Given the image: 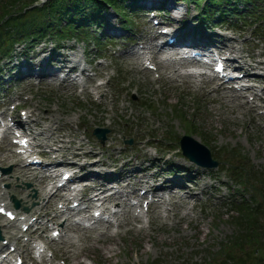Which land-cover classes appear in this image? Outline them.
<instances>
[{
    "label": "rangeland",
    "instance_id": "obj_1",
    "mask_svg": "<svg viewBox=\"0 0 264 264\" xmlns=\"http://www.w3.org/2000/svg\"><path fill=\"white\" fill-rule=\"evenodd\" d=\"M174 1L171 2L172 6L175 5ZM177 5L180 6L179 11L175 12L177 15H181L186 9L189 14L197 13L191 3L186 4L183 1ZM167 13V16H163L164 20L171 19L170 12ZM104 14L111 17L110 22L117 23V16L112 10L109 9ZM126 15L136 23L134 27L131 26L135 31L133 35L139 36L134 42H130L127 38L132 34L125 31L126 35L119 38L118 45L113 44L102 49V54L106 58L92 64V68L102 69V78L93 79L92 84L88 83L93 86L105 82L102 91L92 89L93 94L88 97L82 92L81 85L77 87L60 85L56 79L51 81L50 77L45 78L44 81L35 77H26L27 80L19 84V89L15 90L12 86L8 92H4L7 88L1 90L6 96L2 98L0 95V104H7L6 107H0V111L12 110L20 103L22 107L16 112L19 116L30 110H35L43 117H51L54 114L53 118H57V122L53 121L54 128L62 127V134L67 135L66 139L82 140L88 150L101 151L100 157L105 162L113 163V158L122 157L124 159L120 163L125 160L140 163L146 155L142 163L147 166L149 162L155 161L157 169L165 171L164 176L171 177L172 175L166 173L167 171L179 173L182 169L179 167H184L186 173L182 178L183 182L193 184L190 181L194 182L196 180L194 176L200 175L197 179L199 188L204 183L210 188L206 193H198L199 201L194 210L191 209V205H185L183 199H180L186 194L178 193V197L174 199L178 201L177 211L170 210L171 205L155 209L150 212L154 221L151 224L145 223V229L139 230L142 223L134 224L130 230L127 229L128 227H122L120 234L116 235L110 244V239L109 241L103 239L95 244H91V241L87 243L84 231H71L70 237H66L67 240L75 242L77 246L86 245L92 254L91 257H82L81 263L76 260L72 262L65 260L61 242L53 243L52 250L47 251V254L49 257L52 256L53 249H56L58 257L54 259L53 264H145L153 263L154 259L158 260L157 264H214L217 258H221L222 247L230 241L238 223L247 216L250 217V221L256 218L253 215L245 216L240 211L234 210V206L230 207L227 204L232 196L228 187L236 189L235 181L226 170L228 161L243 173L244 178L250 180L256 195H263L262 210L264 209V108H259L256 114L247 108L242 109L238 105L241 101L227 92L221 90L207 93L208 89L217 85L216 83H209L210 86L205 87V83L195 82L196 77L174 74L171 67H161L155 72L143 69L141 62H136L130 51L142 47V41L147 34L144 33L145 31H140L149 27L141 22H148V18L139 11L135 13V10H127ZM189 20L186 19V22ZM195 21L199 23L198 25L201 24L200 20L195 19ZM239 27L241 29L231 31L229 29L232 26L219 22L204 28H207V33H215L216 37L222 35L221 39H228L223 43L235 45L242 49L245 55L254 53L258 58L264 59V41L259 39L260 35L245 24ZM102 28L95 26L89 30L90 34L98 36ZM104 28L106 29L105 26ZM139 37L143 38L139 39ZM50 41L49 38L40 39V43L38 42L30 52V57L32 54H37L42 47L52 48L54 43ZM64 45L67 49H61L60 52L67 53L70 57L83 58L85 42L82 40L76 42L72 39L64 42ZM68 46H72L73 49H69ZM16 48L11 56L12 59L8 58L12 64L18 62L17 57L21 58L20 63L25 61V58L22 59L24 47ZM88 49L92 51L89 57L93 58L96 55V47L92 44ZM29 60L37 59L35 57ZM180 70L183 72L184 68L181 67ZM88 73L94 72L89 70ZM259 93L262 91L260 90ZM248 96L252 100L253 95ZM10 97H12L11 101ZM115 99H119V107L114 112ZM254 101L259 106L262 103L258 99ZM148 103L153 105L152 108ZM101 105L107 106L105 112H102ZM124 106L126 109L123 108ZM102 113L104 117L100 120ZM112 115H114L113 123L109 125ZM46 124L47 121L43 122V126ZM191 124L193 127L190 126ZM100 125H108L105 127L110 129L105 144H102L91 132L93 127ZM54 131L56 133V130ZM36 132L39 133L40 130L37 129ZM51 132L39 133L38 141H48ZM183 135L193 136L206 144L212 156L219 161V166L211 169L192 163L176 148L179 147ZM124 138H131L133 141L126 146ZM147 140L150 142L145 146ZM8 142L12 143L11 139H8ZM1 144L0 158L6 156L7 160L0 162V166L3 168L12 166V170L7 173L6 179L0 185H9L7 188L13 195L20 199L22 204H27L31 197L24 193L29 188L23 182L29 179L19 177L20 172L16 170L18 166L13 162L14 152L6 141ZM49 149V146L41 148L43 152ZM60 175L57 180L60 179ZM188 176L191 177L190 181L185 179ZM34 187L37 188L36 185ZM33 194H35L34 200L38 202L40 200L38 193L33 192ZM36 206H32L30 210ZM158 211H161L160 216ZM186 212H191V219L179 221ZM50 234L51 229L44 232L45 236ZM104 244H109L108 246L113 250H102ZM26 264H31L30 260H27Z\"/></svg>",
    "mask_w": 264,
    "mask_h": 264
},
{
    "label": "bare ground",
    "instance_id": "obj_2",
    "mask_svg": "<svg viewBox=\"0 0 264 264\" xmlns=\"http://www.w3.org/2000/svg\"><path fill=\"white\" fill-rule=\"evenodd\" d=\"M141 1L144 3H155L160 0H141ZM175 10H177L176 7L172 8V12ZM173 16L175 17L176 15L173 14ZM110 18L111 17L108 15L107 19L109 20ZM107 30L115 31V32L119 31L118 28L113 23H110V25H108ZM179 30L174 29V32H173L176 34L177 39L179 40H182L186 37L189 38L187 40H192L195 35L194 34L195 28L190 25L186 26L184 32H180ZM155 37L157 36H154V38ZM147 40H149V38ZM146 43H147L146 46H144L143 48H152L155 46V45L149 46L148 41H146ZM227 47L230 50L237 53V55L234 56V60L238 67L245 70V77H247L248 79H252L257 82H260L264 85V73L256 72V69L258 68H261L264 71V60L257 59V55L254 53L250 54L249 56L250 59H246L242 51L235 50L233 47H231L228 44H227ZM133 54L135 56L138 55L136 52ZM35 57L36 58L39 57V59L30 61L27 65L26 70L22 72V75L25 77L36 76V77L41 78L42 81H44V79L47 77L55 78L57 75L58 67L66 66V62H70V58H71L66 53L59 52L58 50H55L54 48H48L46 46L42 47V49L37 54H34V58ZM147 59L148 60L151 59V56H149ZM55 60H58L60 62V65L58 67H54L51 64ZM75 68L76 66H74L71 69H75ZM96 70L98 74L102 73V69L100 67H98ZM200 76L204 78L203 75H200ZM93 79H94L93 77H89V80L92 83L94 82ZM68 81H70L69 78L63 80L62 83L65 84ZM104 85H105L104 83L95 85V89L97 91H102ZM256 87L257 85L255 83H252L249 86H247L246 90L249 92H254ZM217 89L224 90L226 89V87L224 86V83H218V86L214 87L212 90H217ZM236 91L237 90L234 88H230L227 90V92H231L232 94H235L236 97L242 98L241 103H238L240 108L242 109L247 108L252 113L256 114L259 111L258 104H255V101L249 102L246 99L247 96L245 94H236ZM85 93L86 95H88V97L92 96L93 94L92 90L89 87L85 89ZM259 99L262 101V105H264V99L262 97H259ZM118 100L119 99H115V102L113 103L114 112L119 107ZM101 107L103 109L102 112H105L107 110L106 105H101ZM123 108L126 109L125 106ZM2 114L6 115L7 109L4 110ZM54 116L55 115L53 114L51 117H43L40 114L36 113L35 110H30L28 114V117H29V121H27V123L29 124L28 128L29 130H31V134L34 136V140L37 138V136H39L38 135L39 133H45V132L48 133L52 131L49 136L48 141L42 140V141L37 142L38 146L47 145L51 147L50 151H47L45 153L47 160H43L42 164L39 167H37L39 169L34 168L24 163L23 157L21 156L16 157V159H14L13 161L14 165L18 166L16 170H19L20 172L19 177L22 179L23 177H27L29 181L34 182V184L38 188L37 190L38 197L40 198V200H42V203H40V205H38V207H36L34 211L26 210L22 212L21 214H19L20 215L19 219H22L23 217L26 218V220L22 222L21 228L25 226L26 224H29L31 222L33 215H36L35 223L38 224V226H40L41 228H44L46 230L49 228V222L55 220L54 222L55 225L53 226V228H51L52 232L57 229L62 230L65 232L64 235L67 236L68 233L74 229H76V231L82 230L84 231V233H86L87 243H90L91 241V244H92L94 242H101L103 239L104 240L110 239V242H109L110 244L112 240L116 237V235L119 234V231L117 232L111 231V227L113 226V223L109 219L106 220L104 218H101L91 223L90 227L82 226L76 220L71 219L69 216H65L61 220L57 219L58 214L62 212L63 210H72L69 207L70 204L68 203L71 197L67 194H63V192H61L60 189H57L54 192H49L47 185H45V183L48 181V178H55L58 176V174H54L53 171L46 172V170H49L50 169L49 167L51 165H54L55 163L64 164V165H74L75 162L69 160L71 155L73 156V158L78 159V160L84 157L88 158V160L80 164L82 170H86L85 174L87 175L88 180H85V181H87V183H85L86 185L83 187L82 192L76 193V196L72 198L73 200L71 201V203H73L74 201H80L81 199H84V203L86 204V207L89 209L95 206V201H96L95 197H98V196L102 198L101 206L103 209L110 210L109 204L115 203L117 210H115L113 215L116 218V221H117L116 226L118 227H122L123 225H129L133 222L132 219L128 216L132 212V208H133V205L131 204L130 199L133 195H137V194L140 195L139 193H137V190L140 187V185L149 183L150 178L159 179V177L162 176L163 172L149 174L148 171H146L147 169L143 168L141 173H138L139 175L118 174L117 176V175L111 174L113 178L119 177L120 182L124 183L123 189L113 190L114 189L113 187H110L107 185L106 183L107 178L104 177V174L95 172L98 166L107 165V162H105L104 160H102L101 157H99L101 151L99 152L94 149H90V150L86 149V143H84L82 140L77 141L75 138L66 139L67 135L62 134V131H63L62 127L60 126H57L56 128L53 127V121L57 122V118L56 119L53 118ZM103 117H104V113L100 115V120H102ZM110 117H111L110 118L111 121L109 122V125L113 123L114 115ZM46 121L48 122V124L43 126V122H46ZM35 129H39L40 132L39 133L36 132ZM54 130H56V133ZM6 160H7L6 156L0 158V162L6 161ZM114 163H115V160H114ZM127 163H132V160L127 161ZM134 165L137 167L135 163ZM91 167L92 169H90ZM116 167H118V165ZM194 177L196 178V180H194V183L196 185H200L199 182L197 181V179L200 178V175H195ZM182 178H183L182 176H176L173 178V180L166 179L161 184L160 182H158L153 185H150V187H147V191L145 194L149 195V193L153 191V196L155 197L152 199V203L153 204L155 203L166 204V202L169 201V199L166 198L165 194L158 193V192H162L163 190L160 188L169 189V186H171V184H177L180 187H182V189L187 190L189 186L185 182L182 181ZM4 179H6V177ZM209 188L210 186L205 183L200 186V189L202 192L209 191ZM149 189L151 191L148 192ZM30 191L31 189L27 190L24 193H27L29 194L28 196H31L33 192L30 195ZM93 191L95 192V195L90 194ZM188 192H189V196L184 199V204L188 205L190 204L191 201H194L193 205L191 206V209L194 210L195 206L198 204V197L195 191L188 190ZM11 194L13 193H11L9 189L0 190V204L2 205V203H5L8 209H12V207L10 206L11 203L8 200V196ZM171 196L176 197L174 193H172ZM141 197H143V195H141ZM56 202L63 203L61 207L57 208L58 210L54 209ZM172 204H175V203H172ZM51 211H55L56 214L53 215ZM139 217L140 215L134 214L135 219ZM0 218H1V214H0ZM185 219H191V212L184 213V215L180 217L179 221H184ZM153 221L154 220H150V223ZM100 224H103L105 226L104 229H100L98 227ZM144 225L145 224L141 225L139 230L145 229ZM0 226L2 227L4 239L5 238L9 239V243H8L9 246L7 250H9V247H11V245H18L16 256L23 255V256H27V258H31L29 253L26 254V251L27 250L30 251L31 249L37 248V245L30 247L31 242H32L30 238H33V237H29V240H24L23 244H21V238H23L24 235H20V233L17 232L16 227H19L17 221H11L7 218H4L0 222ZM130 229L131 227L128 228V230ZM51 241L52 240H49L48 243L51 244ZM2 243L3 241H1L0 247L5 248L6 245ZM62 244H63L62 246L63 254L65 255L66 260H68L69 262L76 260L77 262L81 263L80 260L82 257H85V256L91 257L92 255L89 252V249L87 248L86 245L77 246L75 242L69 241V239L67 240V238L66 239L64 238L62 240ZM109 244H104L101 247L102 250H105V249L113 250L112 247L108 246ZM22 246L27 247V249H23ZM40 248H42L41 245L39 246L38 250H40ZM72 248H74L75 250H73ZM31 251L34 252V250H31ZM44 264H50L47 254H44Z\"/></svg>",
    "mask_w": 264,
    "mask_h": 264
},
{
    "label": "trees",
    "instance_id": "obj_3",
    "mask_svg": "<svg viewBox=\"0 0 264 264\" xmlns=\"http://www.w3.org/2000/svg\"><path fill=\"white\" fill-rule=\"evenodd\" d=\"M37 1L39 0H0V57L11 52L15 41L26 40L27 44H31L49 33L55 34L59 40L73 34H83V21L100 20V13L106 5L117 10L123 19L129 21L127 7H124L125 0H48L22 12L21 8H27ZM193 1L200 4L202 0ZM204 9L212 16L218 12L222 17L239 18L253 23L264 20V0H206ZM257 23L258 27L264 28L262 21ZM5 42L7 44L4 45ZM190 126L193 127L192 124ZM232 175L249 195L247 197L244 194L241 199H237L234 210L256 218L250 221L247 216L238 223L237 230L230 241L223 245L221 258H217L216 262L264 264L263 195H256L250 180L244 178L243 173L236 167Z\"/></svg>",
    "mask_w": 264,
    "mask_h": 264
},
{
    "label": "water",
    "instance_id": "obj_4",
    "mask_svg": "<svg viewBox=\"0 0 264 264\" xmlns=\"http://www.w3.org/2000/svg\"><path fill=\"white\" fill-rule=\"evenodd\" d=\"M97 131L96 129L95 132ZM105 132L106 131H104V133ZM181 144L185 155L191 160L208 167H215L218 165V162L212 159L209 148L195 138L184 136L181 140Z\"/></svg>",
    "mask_w": 264,
    "mask_h": 264
}]
</instances>
